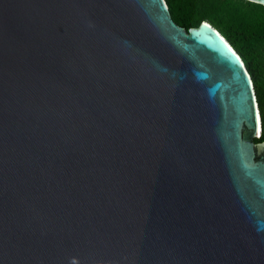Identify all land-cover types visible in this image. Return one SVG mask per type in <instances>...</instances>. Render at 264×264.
Returning a JSON list of instances; mask_svg holds the SVG:
<instances>
[{
    "label": "water",
    "instance_id": "obj_1",
    "mask_svg": "<svg viewBox=\"0 0 264 264\" xmlns=\"http://www.w3.org/2000/svg\"><path fill=\"white\" fill-rule=\"evenodd\" d=\"M260 132L208 22L0 0V264H264Z\"/></svg>",
    "mask_w": 264,
    "mask_h": 264
},
{
    "label": "trees",
    "instance_id": "obj_2",
    "mask_svg": "<svg viewBox=\"0 0 264 264\" xmlns=\"http://www.w3.org/2000/svg\"><path fill=\"white\" fill-rule=\"evenodd\" d=\"M172 19L186 29L211 24L239 54L251 76L264 141V5L249 0H165Z\"/></svg>",
    "mask_w": 264,
    "mask_h": 264
},
{
    "label": "clouds",
    "instance_id": "obj_3",
    "mask_svg": "<svg viewBox=\"0 0 264 264\" xmlns=\"http://www.w3.org/2000/svg\"><path fill=\"white\" fill-rule=\"evenodd\" d=\"M164 1H165V0H164ZM165 3H166V2H165ZM217 31H218V30H217ZM259 135H260V134H258V136H257V137H259Z\"/></svg>",
    "mask_w": 264,
    "mask_h": 264
}]
</instances>
